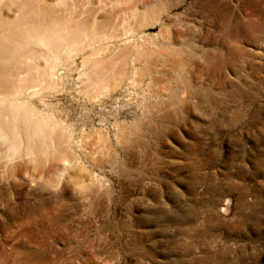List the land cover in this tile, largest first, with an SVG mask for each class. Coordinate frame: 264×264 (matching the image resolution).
<instances>
[{"label": "rangeland", "instance_id": "obj_1", "mask_svg": "<svg viewBox=\"0 0 264 264\" xmlns=\"http://www.w3.org/2000/svg\"><path fill=\"white\" fill-rule=\"evenodd\" d=\"M39 1L91 33L26 96L58 154L0 158V264H264V0Z\"/></svg>", "mask_w": 264, "mask_h": 264}, {"label": "bare ground", "instance_id": "obj_2", "mask_svg": "<svg viewBox=\"0 0 264 264\" xmlns=\"http://www.w3.org/2000/svg\"><path fill=\"white\" fill-rule=\"evenodd\" d=\"M3 1L0 3V158L31 156L36 152L37 155L39 151L47 155L55 152L68 135L46 121L41 111L29 105L26 96L53 87L52 75L59 54L64 49L69 52L79 39L88 36L92 22L86 17L74 19L71 11L56 14L39 0ZM5 6L13 14H8ZM41 57L48 60L43 67ZM102 62L95 59L92 74L100 75ZM92 82L94 92L108 86L103 79Z\"/></svg>", "mask_w": 264, "mask_h": 264}]
</instances>
